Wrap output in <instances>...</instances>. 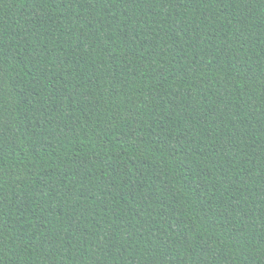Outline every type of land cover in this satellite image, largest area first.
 Masks as SVG:
<instances>
[{
	"label": "trees",
	"instance_id": "16d2710c",
	"mask_svg": "<svg viewBox=\"0 0 264 264\" xmlns=\"http://www.w3.org/2000/svg\"><path fill=\"white\" fill-rule=\"evenodd\" d=\"M0 264H264V0H0Z\"/></svg>",
	"mask_w": 264,
	"mask_h": 264
}]
</instances>
